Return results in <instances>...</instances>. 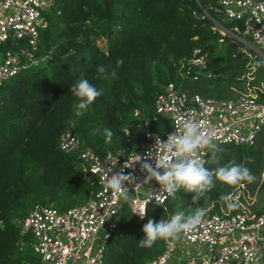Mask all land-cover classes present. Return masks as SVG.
<instances>
[{
  "label": "trees",
  "instance_id": "obj_1",
  "mask_svg": "<svg viewBox=\"0 0 264 264\" xmlns=\"http://www.w3.org/2000/svg\"><path fill=\"white\" fill-rule=\"evenodd\" d=\"M205 4L206 0H199ZM46 24L34 55L48 54L36 65L22 69L0 88V264L37 263L30 244L20 249V222L35 204L59 210L83 202L94 186L76 167L74 155L58 147L60 133L73 124L79 138L97 154L106 150L124 155L139 149L144 135L142 121L154 113L156 93L174 82L183 92L229 99L255 92L264 98V57L228 32L221 31L203 15L196 0H54L44 10ZM213 15V14H212ZM226 29L254 44L245 33L244 19L213 15ZM98 38H104L102 48ZM236 41L235 45H230ZM8 45L0 43V50ZM52 48V50H50ZM205 56L202 67L193 65L183 74L180 60ZM123 59L122 66L117 60ZM104 65L115 71L111 80L97 79ZM87 79L103 95L80 117L75 115L78 98L71 92L77 81ZM138 115H133L134 111ZM171 120L159 115L152 127L162 130ZM104 128L113 132L106 143ZM129 129V134L125 129ZM100 131L91 135L93 130ZM221 151L215 162L207 149L205 167L215 170L232 162L244 164L255 177L249 183L227 185L214 178V187L194 203V193L180 189L164 203L149 202L144 219L124 204L116 214V226L105 246L107 264H145L164 248L163 239L141 248L142 226L168 214L197 208L222 213V196L238 193L240 186L255 189L264 168V128L253 144L216 143ZM241 210L242 194L235 200ZM264 203V181L258 187L251 211ZM264 264V251L259 256Z\"/></svg>",
  "mask_w": 264,
  "mask_h": 264
},
{
  "label": "built area",
  "instance_id": "obj_2",
  "mask_svg": "<svg viewBox=\"0 0 264 264\" xmlns=\"http://www.w3.org/2000/svg\"><path fill=\"white\" fill-rule=\"evenodd\" d=\"M196 1L203 15L223 32L236 34L224 28L213 15L244 19V32L250 34L254 43L249 46L264 57V0H206L205 4ZM53 2L0 0V43L8 41V45L0 50V88L22 69L36 65L48 56L34 55V48L39 42L40 27L46 24L44 10ZM204 64V55L183 58L180 60V65L185 68L182 75L189 73L193 65L202 67ZM159 115L171 120L170 127L162 130L152 127ZM185 120L198 122L205 134L214 133L215 144H253L264 128V98H258L255 92L241 93L229 99L189 94L169 82L156 93L153 115L142 121L144 139L141 146L128 155L111 150L97 154L78 137L73 124H68L59 135L58 147L74 155L76 167L85 178H92L94 186L83 202L62 210L46 204L33 205L20 222L18 247L21 249L28 240L37 255L36 264H107L106 242L116 226V214L122 205L126 204L135 214L149 202L164 203L169 195L154 180L133 183L127 185L130 199L125 202L111 190H105V177L111 175L110 169L119 171L125 163L130 164L136 154L144 155L151 150L153 158L161 159L163 154L155 146V137L166 140ZM125 133L129 134L128 128ZM207 149L199 150L204 162ZM152 163L155 164L154 159ZM124 172L132 173L138 183L146 176L138 164L125 168ZM173 214H168L165 220ZM179 236L187 244L197 246L195 264H254L264 251V203L259 213L243 208L233 213H207L192 231ZM163 241V250L145 264L167 263L176 242L175 239Z\"/></svg>",
  "mask_w": 264,
  "mask_h": 264
},
{
  "label": "clouds",
  "instance_id": "obj_3",
  "mask_svg": "<svg viewBox=\"0 0 264 264\" xmlns=\"http://www.w3.org/2000/svg\"><path fill=\"white\" fill-rule=\"evenodd\" d=\"M123 63V59L117 60L118 66H122ZM96 76L97 79L108 81L116 77V72L109 71L104 65H98ZM70 90L78 98V102L74 105L77 117L83 116L89 106L103 95V89H98L87 79L77 81ZM99 131L95 129L90 134L95 135ZM103 133L106 137L105 142L110 143L114 135L111 129L104 128ZM213 141L214 133L209 131L205 134L198 122L185 120L181 128L170 133L166 140H161L159 136L155 137V146H158L163 154L161 159L153 158L150 154L151 150L144 155L136 154L135 160L130 164L125 163L119 171L110 169L111 175L105 177V190H111L114 196L127 202L130 199V190L127 185L150 183L154 180L170 196H174L181 188L185 192L194 193L192 200L198 203L200 198L215 186L214 178L227 185H237L243 181L253 182L255 177L250 169L241 163L232 162L215 170L205 167V162L199 156V150L207 147L211 151L210 161L215 162L221 149ZM137 164L140 171L146 173L142 183H138L132 173L125 174L124 172L125 168H133ZM221 199L227 202L229 209L238 207L237 202L231 197L222 196ZM135 214L140 219H144L147 209L141 207ZM204 215V210L197 208L189 215L183 211H177L167 220L160 219L157 222L148 219L147 223L142 226L143 238L138 240V246L151 248L157 240L178 238L181 233L190 232L199 225ZM254 264H259V259Z\"/></svg>",
  "mask_w": 264,
  "mask_h": 264
},
{
  "label": "rangeland",
  "instance_id": "obj_4",
  "mask_svg": "<svg viewBox=\"0 0 264 264\" xmlns=\"http://www.w3.org/2000/svg\"><path fill=\"white\" fill-rule=\"evenodd\" d=\"M232 36L235 40H239V41L244 42L246 44V46L250 45V43L247 42L245 39H243L242 36H240L238 34H236V35L232 34ZM97 42L102 48L106 47V41L104 38H98ZM133 115L134 116L138 115L137 110L134 111ZM263 181H264V168L262 169V173H261L259 179L257 180L256 187L253 191L250 188L242 185L239 187L238 193L235 194L234 197H232V195H229L228 197H231L234 200H237L239 198V194H242V196L244 197V201H240V205H241V208H243L244 210L247 211L248 209H250V205L255 200V196L257 194L258 187H259V185H261L263 183ZM221 207H222L223 212H228L230 210L227 207V202L225 200L223 202H221ZM175 242H176L175 249L171 252L170 257H169L166 264H186L187 263V260H186L187 255H189V256L190 255H192V256L197 255V251L195 249L197 246H195L194 244H187V242L183 238H181L180 236L178 238H175ZM26 243L29 244L28 240H26Z\"/></svg>",
  "mask_w": 264,
  "mask_h": 264
},
{
  "label": "crops",
  "instance_id": "obj_5",
  "mask_svg": "<svg viewBox=\"0 0 264 264\" xmlns=\"http://www.w3.org/2000/svg\"><path fill=\"white\" fill-rule=\"evenodd\" d=\"M196 256H192V255H187L186 260L187 263L186 264H195L196 263Z\"/></svg>",
  "mask_w": 264,
  "mask_h": 264
},
{
  "label": "water",
  "instance_id": "obj_6",
  "mask_svg": "<svg viewBox=\"0 0 264 264\" xmlns=\"http://www.w3.org/2000/svg\"><path fill=\"white\" fill-rule=\"evenodd\" d=\"M233 35H236V34H233ZM236 44V41H231L230 45H235Z\"/></svg>",
  "mask_w": 264,
  "mask_h": 264
}]
</instances>
